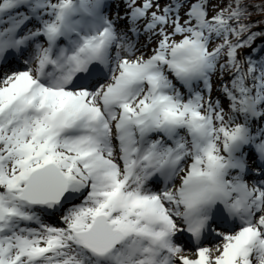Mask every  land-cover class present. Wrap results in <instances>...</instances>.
<instances>
[{"label": "snow or ice", "instance_id": "obj_1", "mask_svg": "<svg viewBox=\"0 0 264 264\" xmlns=\"http://www.w3.org/2000/svg\"><path fill=\"white\" fill-rule=\"evenodd\" d=\"M0 264H264V0H0Z\"/></svg>", "mask_w": 264, "mask_h": 264}]
</instances>
